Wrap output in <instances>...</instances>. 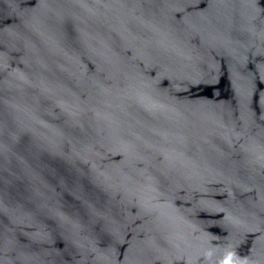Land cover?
<instances>
[{
  "label": "water",
  "instance_id": "water-1",
  "mask_svg": "<svg viewBox=\"0 0 264 264\" xmlns=\"http://www.w3.org/2000/svg\"><path fill=\"white\" fill-rule=\"evenodd\" d=\"M0 264H264V0H0Z\"/></svg>",
  "mask_w": 264,
  "mask_h": 264
}]
</instances>
